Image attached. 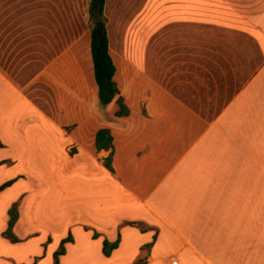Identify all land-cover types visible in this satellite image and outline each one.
I'll return each mask as SVG.
<instances>
[{"label": "crops", "instance_id": "0c3cea01", "mask_svg": "<svg viewBox=\"0 0 264 264\" xmlns=\"http://www.w3.org/2000/svg\"><path fill=\"white\" fill-rule=\"evenodd\" d=\"M153 1L143 11L154 20L142 22L156 31L153 75L170 85L156 83L151 97L136 87V101L117 86L130 112L117 117L116 102L100 107L93 70L105 119L95 127L82 102L71 123L45 105L50 41L35 30L49 28V8L0 0V187L13 181L0 192V264H54L73 231L101 250L120 238L115 263L129 247L125 264H264V0ZM137 44L138 76H151L147 40ZM109 50L117 82L110 40ZM100 129L113 137V172L110 151L95 147ZM15 203L12 243L4 233Z\"/></svg>", "mask_w": 264, "mask_h": 264}, {"label": "rangeland", "instance_id": "374dc122", "mask_svg": "<svg viewBox=\"0 0 264 264\" xmlns=\"http://www.w3.org/2000/svg\"><path fill=\"white\" fill-rule=\"evenodd\" d=\"M33 1L37 4L41 0ZM42 2L50 10L49 28L46 27V23L44 29L36 28L35 36L36 38L43 36L45 43L48 38L50 41L51 66L47 70L46 76V81L50 86L44 93L45 105L50 106V114L56 120L59 117L61 119L67 117V123H71L74 120L75 103L82 102L84 118L90 120L93 114L98 122H94L92 125L95 127L101 125L105 119L102 109L96 103L90 52L91 32L95 23L89 15L91 0H42ZM153 5V0H109L106 7L105 24L111 53L117 65L116 83L121 91L126 92L127 97L132 98V101H136L134 96H138L135 94L136 87L147 88V95L151 97L156 83L163 87L170 85V77H155L153 75L156 31L153 26L145 28L142 22L154 20V9H151V12H149L150 9L143 11ZM159 34L161 35V33ZM169 37L168 32L167 39ZM142 38L147 40V50L149 55L152 54V60H147V72L151 71L152 74L145 77L138 76V61L132 59L134 49L138 48L137 42ZM169 44L165 45L166 50H169ZM37 55L36 52L35 56ZM166 64L167 67H170V62L163 60V65ZM160 86L158 88H161ZM38 101H42V99L38 98ZM146 105L145 101L140 104L139 111L142 115H148ZM64 106L67 108L64 109ZM87 120L83 134L90 136L94 127ZM65 129L71 132L75 126L70 125ZM76 152L77 150L74 148L69 152L72 156L71 165H74L78 160V156H76L78 152ZM94 156L101 162L107 155L96 154ZM136 227L141 230L146 228L142 224ZM85 229L87 230V228ZM69 236H71V241L66 243H72V245L66 250L65 243L64 254L60 255L64 256V264H125L134 255L132 248L127 247L123 248L121 261L118 263L108 261V257L106 258L103 254L100 246L88 243L89 241L87 242L83 235L73 231L71 234L69 233ZM58 248H60V244L57 245Z\"/></svg>", "mask_w": 264, "mask_h": 264}, {"label": "trees", "instance_id": "16d2710c", "mask_svg": "<svg viewBox=\"0 0 264 264\" xmlns=\"http://www.w3.org/2000/svg\"><path fill=\"white\" fill-rule=\"evenodd\" d=\"M105 3L106 0H91L89 7V15L92 20H94V28L91 32V57L94 70V79L98 87V98L100 107L102 109L107 108L113 102H116L119 106V110L116 112L117 117H124L130 114L128 107L124 103V99L120 96L117 83L114 80L116 75V66L110 55L109 50V38L105 24ZM102 22L104 26V31L101 35L97 34L95 24L97 22ZM2 144L0 143V148ZM95 147L98 152L100 151H110L108 157L104 160V166L113 172V137L108 129H100L95 138ZM13 181L7 182L0 187V192L6 187L10 186ZM18 204L15 203L9 210V222L8 228L4 233V237L7 238L12 243L18 242V239L13 234V228L18 219ZM134 223H128V225H133ZM93 238H98L97 234L93 235ZM71 241V236L62 240L60 248L54 253V264H60L59 257L64 254V244ZM120 238L114 243H110L107 240L103 241L102 252L106 257H109L113 250L118 248Z\"/></svg>", "mask_w": 264, "mask_h": 264}, {"label": "water", "instance_id": "95a60500", "mask_svg": "<svg viewBox=\"0 0 264 264\" xmlns=\"http://www.w3.org/2000/svg\"><path fill=\"white\" fill-rule=\"evenodd\" d=\"M95 26H96L97 34H98V35H101V34L103 33V31H104L103 23L99 21V22H97V23L95 24Z\"/></svg>", "mask_w": 264, "mask_h": 264}, {"label": "built area", "instance_id": "2783aa9c", "mask_svg": "<svg viewBox=\"0 0 264 264\" xmlns=\"http://www.w3.org/2000/svg\"><path fill=\"white\" fill-rule=\"evenodd\" d=\"M171 264H178V262L177 261H172Z\"/></svg>", "mask_w": 264, "mask_h": 264}]
</instances>
